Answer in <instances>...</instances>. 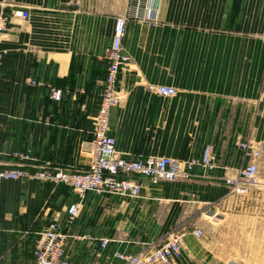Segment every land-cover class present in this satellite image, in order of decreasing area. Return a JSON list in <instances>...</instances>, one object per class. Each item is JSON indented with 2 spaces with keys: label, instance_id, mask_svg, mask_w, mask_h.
<instances>
[{
  "label": "crops",
  "instance_id": "obj_1",
  "mask_svg": "<svg viewBox=\"0 0 264 264\" xmlns=\"http://www.w3.org/2000/svg\"><path fill=\"white\" fill-rule=\"evenodd\" d=\"M15 8L30 19H13ZM2 17L0 170L88 168L119 18L132 63L110 116L117 152L188 160L211 147L217 165L172 182L140 176L135 197L0 180V264H34L53 219L72 236L70 264H128L117 253L145 256L176 234L181 249L170 264H264V0H0ZM148 84L177 95L150 94ZM247 140L262 151L257 182L245 195L229 194L225 179L244 164L238 144ZM210 213L223 224H209Z\"/></svg>",
  "mask_w": 264,
  "mask_h": 264
},
{
  "label": "built area",
  "instance_id": "obj_2",
  "mask_svg": "<svg viewBox=\"0 0 264 264\" xmlns=\"http://www.w3.org/2000/svg\"><path fill=\"white\" fill-rule=\"evenodd\" d=\"M11 17L15 20L27 21L31 14L26 9L15 8L11 12ZM4 22L5 18H0V30H2ZM125 27L126 20L119 18L115 23L112 45L109 50V67L103 84L96 127L90 142L92 159L88 168L75 171L45 168L35 172L20 168L2 169L0 170V180L31 177L64 184L81 197L90 191L98 194L109 193L135 197L141 193L142 185L138 179L140 176L149 178L153 183L172 182L177 179H189L196 166L204 169L216 167L217 159L211 147L205 149L201 159L191 158L188 160L158 155L127 158L117 152L116 139L109 134V129L111 112L122 101L118 87L120 75L128 71L132 63V58L123 49ZM146 89L150 94L166 99L177 95V90L169 86L148 84ZM52 98L60 100L62 91L53 90ZM239 144L245 159L249 162L226 176V182L232 193L245 195L249 192L250 185L256 181L257 161L261 157V150L251 141ZM24 157H28V155ZM78 211L79 203L70 204L68 207L69 222L76 217ZM194 234L201 237L203 231L198 228ZM181 237V234L174 235L166 243L148 252L145 256L123 252L117 253V256L128 264H170L174 256L180 252ZM71 239L72 236L57 219L50 221L36 241L34 264H70L64 260V256ZM108 243V239L102 240L103 247Z\"/></svg>",
  "mask_w": 264,
  "mask_h": 264
},
{
  "label": "rangeland",
  "instance_id": "obj_3",
  "mask_svg": "<svg viewBox=\"0 0 264 264\" xmlns=\"http://www.w3.org/2000/svg\"><path fill=\"white\" fill-rule=\"evenodd\" d=\"M249 141H251V142H253L252 140H247V142H249ZM254 143V142H253ZM255 144V143H254ZM240 144H238V146H239ZM255 146L257 147V148H259L260 150H261V148L257 145V144H255ZM239 148H240V146H239ZM241 149V148H240ZM241 151H242V149H241ZM243 152V151H242ZM261 154H262V151H261ZM243 157H244V164L241 166V167H243L244 165H246V164H248V162L249 161H247L246 159H245V156H244V152H243ZM261 158V157H260ZM259 160V159H258ZM258 162V161H257ZM235 170V169H234ZM233 170V171H234ZM257 176H258V173H257ZM226 180V179H225ZM257 182V178H256V181L254 182V183H252V185H250V187L251 186H253V187H255L254 185H255V183ZM226 185H227V188H228V192H229V194H235V193H232L231 191H230V188H229V186H228V184H227V182H226ZM249 187V188H250ZM257 187V189L258 190H261V187H259V186H256ZM262 191H264V187L262 188ZM235 195H237V194H235ZM258 206L259 207H261V209H264V201H262V202H259L258 203ZM214 213H210V215H209V217H207V219H208V221H209V224H211V225H216L217 224V222H219V223H221V225L223 224V219H221V215L219 216V215H216V214H214ZM218 217H220V219L218 218Z\"/></svg>",
  "mask_w": 264,
  "mask_h": 264
}]
</instances>
